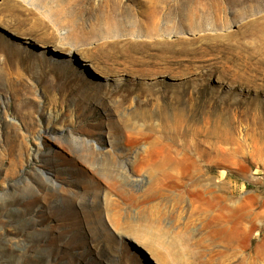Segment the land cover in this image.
Here are the masks:
<instances>
[{
    "label": "rangeland",
    "instance_id": "rangeland-1",
    "mask_svg": "<svg viewBox=\"0 0 264 264\" xmlns=\"http://www.w3.org/2000/svg\"><path fill=\"white\" fill-rule=\"evenodd\" d=\"M164 145L211 164L243 230L152 187ZM263 246L264 0H0V264H264Z\"/></svg>",
    "mask_w": 264,
    "mask_h": 264
},
{
    "label": "bare ground",
    "instance_id": "bare-ground-1",
    "mask_svg": "<svg viewBox=\"0 0 264 264\" xmlns=\"http://www.w3.org/2000/svg\"><path fill=\"white\" fill-rule=\"evenodd\" d=\"M188 148H180L177 145H164L162 148L156 149L155 151L148 149L149 155L142 158V161L145 163L142 165V168L146 169L149 164H153L155 166L154 172H160L158 176L156 175L154 186L152 187L159 189L161 185L164 186L166 184L167 180L171 181L172 184L170 183V186H172V188L180 187L184 189V193L181 191V193H179V204H182L186 200V202L192 206L194 212L204 217L203 219L205 220L204 222H206V226H210L211 229H215L216 226H218V230H225L230 228L228 224L229 221H234L235 224L233 226L236 227H231L229 230H234L235 232L243 230V216L245 211L242 201H238L235 206H230L226 201L225 195L212 193L210 182L211 164H199L193 151ZM198 170L205 175V183L202 184V187L199 186L198 179L195 176ZM188 179L191 181H188ZM157 194L158 193H146L145 195H136L123 193L122 197L124 202L140 206L148 203L152 196H158ZM109 202L115 205L117 215H121L122 202L118 201L116 203L114 200ZM261 250V254L264 255V246Z\"/></svg>",
    "mask_w": 264,
    "mask_h": 264
}]
</instances>
